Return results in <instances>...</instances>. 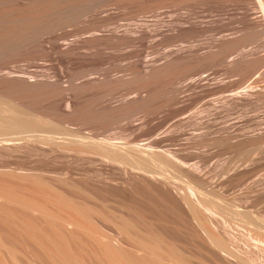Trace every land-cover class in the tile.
<instances>
[{
	"label": "rangeland",
	"instance_id": "rangeland-1",
	"mask_svg": "<svg viewBox=\"0 0 264 264\" xmlns=\"http://www.w3.org/2000/svg\"><path fill=\"white\" fill-rule=\"evenodd\" d=\"M261 15L259 0H0V264H109L107 240L141 257L119 229L126 218L192 264H216L185 196L205 198L216 219L264 226ZM246 86L255 91L236 95ZM9 108L40 126L19 129ZM53 130L91 143L48 142ZM69 214L104 239L62 222ZM238 234L235 251L264 258Z\"/></svg>",
	"mask_w": 264,
	"mask_h": 264
},
{
	"label": "bare ground",
	"instance_id": "bare-ground-1",
	"mask_svg": "<svg viewBox=\"0 0 264 264\" xmlns=\"http://www.w3.org/2000/svg\"><path fill=\"white\" fill-rule=\"evenodd\" d=\"M259 3H260V6H261V12H262V17L264 18V0H259ZM255 91V87L254 86H246L245 87V89L243 90V91H238V92H236V95H248V94H251L252 92H254ZM71 102V101H70ZM69 102V103H70ZM68 103V104H69ZM71 104V103H70ZM7 112H9V113H11V115L13 116V118H14V120H16V123H18V128H19V125H22V126H31V127H39L40 126V122L37 120V119H35V118H29V117H31V116H29V117H25V116H23L22 114H21V112L19 111V110H17V109H15V108H9L8 110H7ZM9 116V115H8ZM11 119H12V117H11ZM2 121V120H1ZM9 122L11 121V120H8ZM15 122V121H14ZM2 123V122H1ZM6 123V122H5ZM9 125V124H8ZM12 125V124H11ZM13 127V126H12ZM15 127V126H14ZM11 128V127H10ZM27 128V127H26ZM20 129V128H19ZM28 129V128H27ZM30 129V128H29ZM23 130H24V128H23ZM26 130V129H25ZM67 130V129H66ZM51 132V131H50ZM53 133L52 134H50V135H48L47 137H46V139L48 140V142H52V143H69V144H72V143H76V144H79V145H82V146H89L90 145V141H89V139L88 140H85V139H78V138H75L74 136H73V134L72 133H67L66 131H64L63 133L64 134H66V135H64V136H57L55 133H58V131H52ZM70 132V131H69ZM76 133V132H75ZM58 135H59V133H58ZM79 136V135H78ZM80 137V136H79ZM83 137H85V136H83ZM90 138V137H89ZM102 152V151H101ZM149 154H154V152H148ZM103 154H105L106 156H111V152H109V151H103ZM122 157V156H121ZM123 158H125V157H123ZM123 158L121 159V160H123ZM124 161V160H123ZM137 168H143L142 166L140 167V166H137ZM140 170V169H139ZM144 171V170H143ZM149 171H152V170H149ZM148 172V171H147ZM154 172V171H153ZM151 173V172H150ZM157 174V173H156ZM160 174V173H159ZM162 175V174H161ZM160 175V176H161ZM21 176H23V175H21ZM159 175H157L156 177H158ZM16 177V176H15ZM14 177V178H15ZM30 177V176H29ZM154 177V176H153ZM163 179H164V177L163 176H161ZM165 177H166V175H165ZM171 177V176H170ZM12 178V177H11ZM39 178V177H38ZM42 178V177H41ZM173 178V177H172ZM166 179V178H165ZM169 179V178H168ZM168 179H167V181H168ZM172 180H174L175 181V179H172ZM28 181H30V180H28ZM27 181V182H28ZM33 181V180H32ZM37 181H39V180H37ZM177 181V180H176ZM169 182V181H168ZM41 183V182H40ZM46 183V182H45ZM177 183V182H176ZM179 183V182H178ZM36 184V183H35ZM52 184V183H51ZM180 184V183H179ZM50 185V184H49ZM53 185V184H52ZM178 185V184H177ZM38 186V185H37ZM54 186V185H53ZM176 186V185H175ZM183 186V185H182ZM23 187V186H22ZM56 187V186H55ZM174 187V186H173ZM185 188V187H184ZM51 189H53V187L51 188ZM176 189H179V188H176ZM175 189V190H176ZM192 189V188H191ZM190 189V190H191ZM1 190V189H0ZM55 190V189H54ZM57 190H61V189H57ZM57 190H56V192H57ZM182 190H184V189H182ZM186 190H187V188H186ZM186 190H184V192L186 191ZM53 191V190H52ZM63 191V190H62ZM192 191V190H191ZM36 192V191H35ZM50 192V191H49ZM64 192H66V191H63V194H64ZM182 192V191H181ZM234 192V191H233ZM232 192V193H233ZM48 193V192H47ZM46 193V194H47ZM61 193V192H60ZM176 193H178L177 191H176ZM180 193V192H179ZM190 193V192H189ZM242 193V192H241ZM3 194V193H2ZM40 194V193H39ZM42 194V193H41ZM44 194V193H43ZM62 194V195H63ZM181 194V193H180ZM180 194H179V196H180ZM183 194V193H182ZM185 194V193H184ZM195 194V193H194ZM50 195H52V194H50ZM61 195V194H60ZM69 195V194H68ZM188 195V194H187ZM190 195V194H189ZM192 195V194H191ZM196 195V194H195ZM228 195V194H227ZM226 195V196H227ZM237 195V194H236ZM9 196V195H8ZM12 196V195H11ZM22 196V195H21ZM30 196V195H29ZM47 196V195H46ZM70 196V195H69ZM183 196H185V195H183ZM193 196V195H192ZM197 196V195H196ZM201 196H203V195H201ZM205 196V195H204ZM2 197V196H1ZM18 197V196H17ZM52 197V196H51ZM57 197V196H56ZM71 197V196H70ZM191 197V196H190ZM189 196H185L184 197V200L187 202V204H188V206H189V208H190V211L192 212V215H193V218L196 220V222H197V225L199 226V228L201 229V231H202V233H203V235H204V238L206 239V241L208 242V246H207V248H208V250H209V252L212 254V256L216 259V264H264V258L262 257L261 258V256H259V260L258 259H255V258H253L251 255H245V254H242L241 255V249H239L237 252L235 251V249L237 248H233V247H235V246H232L231 245V243L234 241V240H237L238 239V237H241V236H237V233H243V235L244 236H246L247 237V239L249 240V241H251L252 242V244H254V245H252V246H256L257 244H262L263 246H264V229H262L261 227H264V226H259V225H257V224H252V222H251V224H249L250 222H248V221H246V219H238L239 217H232V218H234V219H231V220H227V219H221V220H219L218 218L216 219L215 218V216L213 215V209H215L216 210V208H211L210 206H212V205H208L209 203L207 202V201H205V198H199L200 200H199V202H198V204H195L194 202H193V200H192V198L193 197H195V196H193L192 198H190ZM9 198V197H8ZM27 198V197H26ZM29 198V197H28ZM33 198V197H32ZM65 198H66V196H65ZM73 198V197H72ZM235 198V197H234ZM6 199V198H5ZM58 199V198H57ZM60 199V198H59ZM75 199V198H74ZM16 200V199H15ZM47 200V199H46ZM54 200V199H53ZM53 200H51V201H53ZM66 200V199H65ZM73 200V199H72ZM77 200V199H76ZM230 200V199H229ZM8 201V200H7ZM39 201V200H38ZM37 201V202H38ZM49 201H50V199H49ZM64 201V200H63ZM67 201V200H66ZM65 201V202H66ZM226 201V200H225ZM10 202V201H9ZM19 202L24 206V207H26V208H33V209H36V210H39V211H41L43 214H47V215H49L50 214V212L46 209L47 207H44L42 204H40V203H37V202H34V201H31V200H23L22 198L21 199H19ZM58 202H60V201H58ZM57 202V203H58ZM62 202V201H61ZM72 202V201H71ZM71 202H69V204L68 203H65V204H68V205H70V206H72V207H74L73 206V203L71 204ZM75 202H77V201H75ZM180 202V201H179ZM229 202V201H228ZM251 202H252V200H251ZM250 202V203H251ZM14 203V202H13ZM54 203H56L55 201H54ZM54 203H53V206H54ZM56 203V204H57ZM173 203V202H172ZM51 204V203H50ZM55 204V205H56ZM78 204V203H77ZM80 204V203H79ZM90 204V203H89ZM232 204V203H231ZM248 204V203H247ZM18 205V204H17ZM52 205V204H51ZM60 205V204H59ZM19 206V205H18ZM49 206V205H48ZM79 206V205H78ZM89 207L91 206V205H88ZM229 205H228V203H227V207H228ZM235 206H237L236 207V209L234 208V207H232V209L234 208L235 209V213L237 214V216L239 215V216H242V215H245V214H248V213H251L252 214V211L251 210H249V209H247V208H244V207H241V206H238V205H235ZM262 206H264V205H262ZM14 207V206H13ZM23 207V208H24ZM50 207V206H49ZM57 207V206H56ZM65 207H66V205H65ZM64 207V208H65ZM69 207V206H68ZM72 207H70V209L72 208ZM81 207V206H80ZM80 207L78 208V210L80 209ZM88 207V208H89ZM92 207V206H91ZM90 207V208H91ZM94 207V206H93ZM254 207V206H253ZM3 208V207H2ZM5 208V207H4ZM10 208V207H9ZM15 208V207H14ZM89 208V209H90ZM263 208V207H262ZM1 209V208H0ZM53 209V208H52ZM51 209V210H52ZM95 209V208H94ZM260 209V208H259ZM8 210V209H7ZM35 210V211H36ZM58 210H59V208H58ZM63 210V209H62ZM75 210V209H74ZM92 210V209H91ZM133 210V209H132ZM2 211V210H1ZM60 211V210H59ZM68 211V210H67ZM94 211V210H93ZM96 212L98 211L97 209L95 210ZM217 211V210H216ZM231 211V210H230ZM254 211V210H253ZM258 211V210H257ZM5 212V211H4ZM10 212V211H9ZM32 212V211H31ZM38 212V211H37ZM41 212H40V214H41ZM54 211H52L51 213H53ZM66 212V211H65ZM65 212H63V213H65ZM86 212V211H85ZM168 212V211H167ZM215 212V211H214ZM234 212V211H233ZM33 213V212H32ZM55 213H56V211H55ZM71 213V212H70ZM77 213V212H76ZM79 214H81L80 216H82V218H84L85 220L86 219H88L87 218V216H85L82 212H78ZM89 213H91V212H89ZM94 214H95V212H93ZM143 213V212H142ZM228 213H230V212H228ZM6 214V213H5ZM16 214V213H15ZM22 214H23V212H22ZM34 214V213H33ZM42 214V215H43ZM86 214V213H85ZM135 214V213H134ZM216 215H217V212L215 213ZM231 214V213H230ZM233 214V213H232ZM253 214H255L254 212H253ZM8 215V214H7ZM18 215H19V213H18ZM52 215V214H51ZM74 215H75V213H74ZM77 215V214H76ZM101 215H103V213H101ZM105 215V214H104ZM138 215V214H137ZM176 215V214H175ZM257 215V214H256ZM261 215V214H260ZM259 215V216H260ZM24 216V215H23ZM27 216V215H26ZM35 216H37V214L35 215ZM55 216H59V215H56L55 214ZM61 216H62V214H61ZM73 216V215H72ZM70 214H69V216L68 217H65V218H63V217H61L60 219L62 220V222H64V223H69L70 224V226L72 225V226H78V227H80V228H84V229H86L91 235H92V237L94 238L93 240H95L96 239V243H97V241L98 240H100L101 238H103L102 237V234H101V232H102V230H101V232L99 231L100 230V227H99V230H98V228L96 227V226H88V225H85L82 221H80V220H78L77 219V217L75 218V217H72ZM90 216H92V215H90ZM89 216V217H90ZM98 216H100L99 214H98ZM233 216H235V215H233ZM3 217V216H2ZM11 217V216H10ZM32 217V216H31ZM39 217V216H38ZM53 217V216H52ZM94 217V216H93ZM92 217V218H93ZM103 217V216H102ZM106 217V216H105ZM222 218H224L223 216H221ZM261 217H262V215H261ZM1 218V217H0ZM4 218V217H3ZM15 218V217H14ZM18 218H19V216H18ZM28 218V217H27ZM50 218V217H49ZM124 218H126V217H124ZM128 218H130L129 216H128ZM142 218V217H141ZM260 218V217H259ZM264 218V217H263ZM30 219V218H29ZM80 219V218H79ZM89 219H91V217L89 218ZM94 219V218H93ZM111 219V218H110ZM120 219V218H119ZM118 219V220H119ZM228 219H230V218H228ZM6 220V219H5ZM13 220H15V219H13ZM17 220V219H16ZM24 220L25 219H23V222H24ZM36 220V219H35ZM57 220H59V219H57ZM60 220V221H61ZM92 220V219H91ZM122 221H121V225H120V230H121V232L122 233H124L125 235H126V237L129 239V240H132L133 241V243L138 247V248H140V249H142V250H144L145 252V255H143V256H139V257H136V256H131L130 254H132V253H130L129 255H127L126 253H124L118 246L116 247V245L115 246H113V245H111L110 243H109V241L107 242H105V241H102L101 243H102V247L104 248V251H105V257L107 258V260H108V263L109 264H192V262L195 260H193L192 262H191V260L189 259V257L188 256H186L185 254H183L180 250H177L176 248H175V246L174 247H172V245L171 246H169V247H164L163 245H162V242H161V239L162 238H160V237H158V236H156V235H151V234H148L149 232H147V233H143V232H136L135 231V233L133 232V230H132V224L129 222V220H127V218L126 219H121ZM131 220V219H130ZM166 220V219H165ZM187 220V219H186ZM260 220V219H259ZM10 221V220H9ZM8 221V222H9ZM22 221V220H21ZM113 221V220H112ZM111 221V223H113ZM132 221V220H131ZM263 221V220H262ZM11 222V221H10ZM32 222V221H31ZM48 222V221H47ZM135 222V221H134ZM147 222V221H146ZM6 223V222H5ZM14 223V222H13ZM26 223V222H25ZM33 223V222H32ZM54 224H55V221L53 222ZM52 223V224H53ZM63 223V224H64ZM92 223V222H91ZM117 223H119L118 221H117ZM140 223V222H139ZM184 223V222H183ZM263 224H264V222H262ZM152 224V223H151ZM262 224V225H263ZM15 225H16V223H15ZM27 225V224H26ZM42 225V224H41ZM48 225V224H47ZM56 225V224H55ZM90 225V224H89ZM95 225V224H94ZM114 225H115V222H114ZM116 225H118V224H116ZM135 225V224H134ZM137 225V224H136ZM251 225V226H250ZM253 225V226H252ZM10 226V225H9ZM40 226V225H39ZM39 226H37V227H39ZM49 226V225H48ZM163 226V225H162ZM243 226H245V228L243 227ZM23 227V226H22ZM41 227V226H40ZM60 227V226H59ZM59 227L57 228V230L59 229ZM138 227H140V226H138ZM137 227V228H138ZM179 227V226H178ZM51 228H52V226H51ZM77 228V227H76ZM141 229H142V227H140ZM140 228H139V230H140ZM153 228V227H152ZM195 228V227H194ZM67 229H68V227H67ZM72 229V228H71ZM151 229V228H150ZM42 230H43V228H42ZM54 230V229H53ZM69 230V229H68ZM119 230V231H120ZM153 230V229H152ZM159 230V229H158ZM182 230V229H181ZM235 230H238V231H235ZM27 231V230H26ZM25 231V232H26ZM41 231V230H40ZM45 231V230H44ZM46 231H48V230H46ZM74 231V230H73ZM80 231V230H79ZM79 231H78V233H79ZM169 231V230H168ZM173 231V230H172ZM61 232H62V230H61ZM61 232H59V233H61ZM64 232V231H63ZM62 232V233H63ZM70 233H71V231H69ZM85 232V231H84ZM157 232V231H156ZM32 233H34V232H32ZM31 233V234H32ZM39 233V232H38ZM59 233H57V235L59 234ZM67 233V232H66ZM75 233H76V231H75ZM106 233V232H105ZM111 233V232H110ZM233 233H235L236 235H234ZM29 234V233H28ZM46 234V233H45ZM63 234H65V233H63ZM77 234V233H76ZM80 234V233H79ZM84 234V233H83ZM82 234V235H83ZM89 234V235H90ZM107 234V233H106ZM105 234V235H106ZM162 234H164V233H162ZM238 234V235H239ZM48 235H49V233H48ZM72 235H73V233H72ZM71 235V236H72ZM104 235V234H103ZM197 235V234H196ZM202 235V234H201ZM59 236V235H58ZM68 236V235H67ZM77 236V235H76ZM114 236H115V234H114ZM164 236V235H163ZM185 236V235H184ZM39 237V236H38ZM37 237V238H38ZM50 237H52V236H50L49 235V238ZM57 237V236H56ZM69 237V236H68ZM74 238H75V236H73ZM79 237V236H78ZM82 237V236H81ZM91 237V238H92ZM113 237V236H112ZM121 237H123V236H121ZM1 238H2V236H1ZM43 238V237H42ZM53 238H54V236H53ZM60 238V237H59ZM62 238H63V235H62ZM67 238V237H66ZM83 238V237H82ZM115 237H113L112 239H114ZM168 238V237H167ZM245 238V237H244ZM243 238V239H244ZM40 239V238H39ZM48 239V238H47ZM81 238L79 237V240H80ZM104 239V238H103ZM165 239V238H164ZM63 240H65V239H63ZM69 240V239H68ZM76 240V239H75ZM83 240V239H82ZM82 240H80L81 242H82ZM105 240H106V237H105ZM110 240V239H109ZM118 240H119V238H118ZM117 240V241H118ZM194 240V239H193ZM54 241V240H53ZM72 241V240H71ZM70 240H69V242H71ZM84 242H85V240H83ZM114 241V240H113ZM173 241V240H172ZM238 241V240H237ZM241 241V240H240ZM239 241V242H240ZM61 242V241H60ZM65 242H67V241H65ZM69 242H67L68 243V245H69ZM77 242V241H76ZM114 242H116V241H114ZM113 242V243H114ZM118 242H120V240L118 241ZM121 242H122V240H121ZM121 242L119 243L120 245H121ZM128 242V241H127ZM163 242H164V240H163ZM167 242V241H166ZM236 242V241H235ZM35 243V242H34ZM42 243V242H41ZM43 243H44V241H43ZM49 243V242H48ZM55 243H56V241H55ZM64 243V242H63ZM78 243V242H77ZM101 243H99V244H101ZM123 243V242H122ZM237 243V242H236ZM249 243V242H248ZM248 243H246V246H248L247 244ZM83 244V243H82ZM85 244H86V242H85ZM92 244V243H91ZM98 244V245H99ZM118 244V243H117ZM0 245H2V244H0ZM6 245V244H5ZM11 245V244H10ZM37 245H38V243H37ZM42 245V244H41ZM53 245H55V244H53ZM58 245V244H57ZM71 245V244H70ZM69 245V246H70ZM95 245V244H94ZM178 245V244H177ZM182 245V244H181ZM241 245V244H240ZM51 246V245H50ZM49 246V247H50ZM87 246V245H86ZM88 246H89V244H88ZM128 246V245H127ZM258 246V245H257ZM2 247V246H1ZM11 247V246H10ZM9 247V248H10ZM47 247H48V245H47ZM46 247V248H47ZM48 247V248H49ZM63 247V246H62ZM73 247V246H72ZM81 247V246H80ZM248 247H250V246H248ZM261 247V246H260ZM13 248V247H12ZM34 248V247H33ZM57 248V247H56ZM67 248H68V246H67ZM83 248H84V246H83ZM89 248H91V246L89 247ZM98 248V247H97ZM123 248H124V246H123ZM127 247H125V249H126ZM130 248V247H129ZM246 248V247H245ZM264 248V247H263ZM8 249V247L6 248V250ZM43 249V248H42ZM73 249V248H72ZM80 248H78V250H79ZM92 249V248H91ZM102 249V248H101ZM124 249V251H127V250H125ZM136 249V248H135ZM249 249V248H248ZM260 249V248H259ZM4 250V249H3ZM2 250V251H3ZM17 250V249H16ZM61 250V249H60ZM65 250V249H64ZM74 251H75V249H73ZM78 250H76V251H78ZM85 250H86V248H85ZM84 250V251H85ZM139 250V249H138ZM243 250V249H242ZM246 250V249H245ZM249 250H251V249H249ZM261 250H262V247H261ZM1 250H0V252H2ZM14 251V250H13ZM13 251H12V253H13ZM45 251V250H44ZM51 251V250H50ZM66 251V250H65ZM81 251V250H80ZM94 251V250H93ZM132 251H133V249H132ZM253 251H256V250H253ZM8 252H9V249H8ZM39 252V251H38ZM70 252H72V251H70ZM69 252V253H70ZM184 252V251H183ZM243 252H245L244 250H243ZM35 253H37V252H35ZM57 254H58V252H56ZM63 253V252H62ZM61 253V255H63ZM66 253V252H65ZM73 253H75V252H73ZM138 253V252H137ZM142 253V252H141ZM140 253V254H141ZM143 253V254H144ZM247 253H248V251H247ZM49 254V253H48ZM54 254V253H53ZM52 254V255H53ZM75 254H77V253H75ZM83 254V253H82ZM86 254H87V252H86ZM209 254V253H208ZM251 254V253H250ZM255 254V253H254ZM55 255V254H54ZM53 255V256H54ZM65 255H67V254H65ZM78 255H79V253H78ZM88 255V254H87ZM94 255H95V253H94ZM98 255V253H96V256ZM99 255H101L100 253H99ZM138 255V254H137ZM142 255V254H141ZM252 255H253V253H252ZM257 255V254H256ZM14 256H16V255H14ZM76 256V255H75ZM86 256V255H85ZM84 256V257H85ZM89 256V255H88ZM95 256V257H96ZM263 256V255H262ZM17 257V256H16ZM16 257H14L13 259L15 260L16 259ZM39 257H40V255H39ZM48 257H50V256H48ZM81 257H83V256H81ZM197 257H200L199 255L197 256ZM54 258H56V257H54ZM63 258H65V256L63 257ZM78 258V257H77ZM101 258V257H100ZM166 258V259H165ZM194 258H195V256H194ZM1 259H2V257H1ZM18 259V258H17ZM60 259V258H59ZM66 259V258H65ZM65 259H62L61 261H63V260H65ZM69 259V258H68ZM84 259H86V258H84ZM167 259H168V261H167ZM42 260V259H41ZM40 260V261H41ZM46 260V259H45ZM83 260V259H82ZM91 260L93 261V259H92V257H91ZM95 260V259H94ZM99 260V259H98ZM101 260H102V258H101ZM198 260V259H197ZM205 260V259H204ZM15 261H20V260H15ZM43 261V260H42ZM77 261H79L78 259H77ZM87 261V260H86ZM103 261H105V260H103ZM68 263H69V261H67ZM72 262V261H71ZM80 262V261H79ZM94 262V261H93ZM101 262V261H100ZM200 262V261H199ZM205 262V261H204ZM1 263V262H0ZM19 263H21V262H19ZM54 263V262H53ZM61 263V262H60ZM65 263V262H64ZM95 263V262H94ZM93 263V264H94ZM207 263V262H206ZM212 263V262H211ZM6 264V263H5ZM23 264V263H22ZM46 264V263H45ZM57 264H59V263H57ZM77 264V263H76ZM79 264V263H78ZM85 264V263H84ZM90 264V263H89ZM204 264V263H203Z\"/></svg>",
	"mask_w": 264,
	"mask_h": 264
}]
</instances>
